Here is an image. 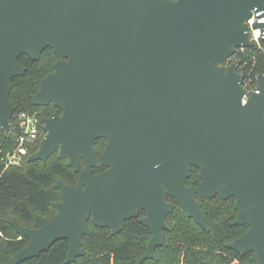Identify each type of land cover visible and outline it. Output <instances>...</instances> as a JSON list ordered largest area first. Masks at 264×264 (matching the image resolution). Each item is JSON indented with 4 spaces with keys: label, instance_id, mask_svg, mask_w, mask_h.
Returning <instances> with one entry per match:
<instances>
[{
    "label": "water",
    "instance_id": "95a60500",
    "mask_svg": "<svg viewBox=\"0 0 264 264\" xmlns=\"http://www.w3.org/2000/svg\"><path fill=\"white\" fill-rule=\"evenodd\" d=\"M258 13L264 0H0V130L14 132L12 80L26 74L19 59L52 49L58 60L32 101L61 114L44 120L28 161L58 153L79 173L75 185L57 181L51 219L14 223L28 244L4 264L62 240L70 249L61 264H73L93 235L89 222L117 235L141 211L151 238L137 264L157 261L176 205L209 232L198 196L235 200L232 226L249 230L226 247L264 264V71L249 93L240 62L228 64L255 47L247 22ZM192 167L196 186L187 185Z\"/></svg>",
    "mask_w": 264,
    "mask_h": 264
},
{
    "label": "trees",
    "instance_id": "16d2710c",
    "mask_svg": "<svg viewBox=\"0 0 264 264\" xmlns=\"http://www.w3.org/2000/svg\"><path fill=\"white\" fill-rule=\"evenodd\" d=\"M236 59L241 62L244 73V84L249 90L255 86L256 77L264 71V53L258 48L238 52ZM58 60L52 49L44 51L39 61L22 56L19 63L26 69V74L12 80L10 98L17 106L13 124L17 126V115L22 112L37 113L42 122L61 110L50 106H35L32 97L38 92L39 84L53 69ZM246 64V65H245ZM15 134L7 138L0 130V144L6 150L15 145ZM107 141L99 139L95 148L101 155ZM33 149L20 167L4 170L0 162V264L10 260L14 254L23 249L28 240L16 233L14 223L26 228H38V218L51 219L56 210L54 203L61 200L60 190L56 183L61 180L67 185L78 182L79 173L67 166V160H60L57 153L42 161L29 162L28 158L38 151ZM84 167L82 162L81 168ZM104 168L94 169L99 174ZM199 170L192 167L187 185L199 184ZM198 199L202 203L209 232L198 226L193 219L179 207L168 216V230L165 232V243L156 251L157 261L148 260L144 264H258L254 254L241 257L227 249L225 245L242 235L248 227H231L237 212L235 200H224L216 197L212 200ZM169 201H173L168 197ZM89 226L92 236H83L84 255L73 264H137L147 248L151 237L150 231L139 224L137 219L126 222L123 232L112 235L107 228ZM70 249L68 240L58 241L48 252L39 258L22 264H61L65 261Z\"/></svg>",
    "mask_w": 264,
    "mask_h": 264
},
{
    "label": "built area",
    "instance_id": "2783aa9c",
    "mask_svg": "<svg viewBox=\"0 0 264 264\" xmlns=\"http://www.w3.org/2000/svg\"><path fill=\"white\" fill-rule=\"evenodd\" d=\"M263 13L253 14L252 18L248 20V25L251 30V41L255 44V47L264 53V28H256V24H264V18L261 17ZM246 49H239L235 55L229 60L228 64L231 65L235 62H239L236 59V54L244 52ZM246 65V64H245ZM241 71V62H240ZM248 89V87L245 85ZM249 93L251 90H249ZM248 97L245 98V100ZM15 145L9 150H6L2 144H0V162L4 165V170L20 167L25 159L29 156L30 152L36 147H40L41 141L45 136L43 130V122L41 121L37 113L22 112L17 115V126L14 127Z\"/></svg>",
    "mask_w": 264,
    "mask_h": 264
},
{
    "label": "flooded vegetation",
    "instance_id": "af4514ba",
    "mask_svg": "<svg viewBox=\"0 0 264 264\" xmlns=\"http://www.w3.org/2000/svg\"><path fill=\"white\" fill-rule=\"evenodd\" d=\"M58 113V112H57ZM56 114V113H55ZM58 114H61V113H58ZM192 171V170H191ZM198 176H199V174H198ZM200 182V181H199ZM188 186H193V185H188ZM196 186V185H195ZM199 197V196H198ZM171 198V197H170ZM199 198H201V197H199ZM173 199V198H172ZM203 199V198H202ZM167 200H168V197H167ZM199 200V199H198ZM168 202H170V203H174V199H173V201L171 202V201H169L168 200ZM176 207H179V206H177L176 205ZM176 207H175V209H176ZM180 208V207H179ZM174 209V210H175ZM237 212V211H236ZM171 215V214H170ZM187 215V214H186ZM169 216V215H168ZM168 216H167V218H168ZM145 217V213L144 212H140V214H139V217L137 218V220H138V222H139V220L140 219H142V218H144ZM236 217H237V215H236ZM236 217H235V219H236ZM167 218H166V223H167ZM235 219L230 223V226L231 227H238V226H232V223L235 221ZM139 224H140V222H139ZM143 226V225H142ZM199 226V225H198ZM144 227V226H143ZM239 227H248V226H239ZM146 228V227H145ZM148 229V228H147ZM149 230V229H148ZM168 230V229H167ZM167 230H165V232L167 231ZM248 230H249V228H248ZM248 230L246 231V232H244L242 235H240V236H238V237H235V239L233 240V241H231V242H229V243H232V242H234L236 239H238V238H240V237H242L244 234H246L247 232H248ZM150 231V230H149ZM165 232H164V234H165ZM150 234H151V232H150ZM151 238V237H150ZM150 240V239H149ZM149 243V242H148ZM164 243H165V241H164ZM229 243H227V244H229ZM226 244V245H227ZM226 245H225V247H226ZM148 246V245H147ZM227 248V247H226ZM147 249V248H146ZM228 249V248H227ZM230 250V249H229ZM157 251V250H156ZM231 251H233V250H231ZM146 252V251H145ZM233 252H235V253H237L238 255H240L238 252H236V251H233ZM249 254H254V253H249ZM249 254H246V255H249ZM246 255H244V256H246ZM143 256V255H142ZM241 257H244V256H242V255H240ZM254 256H255V254H254ZM256 258V257H255ZM257 260V259H256ZM207 261V260H206ZM238 263V260L237 259H235L234 261H233V263L232 264H237ZM258 263V262H257Z\"/></svg>",
    "mask_w": 264,
    "mask_h": 264
},
{
    "label": "rangeland",
    "instance_id": "374dc122",
    "mask_svg": "<svg viewBox=\"0 0 264 264\" xmlns=\"http://www.w3.org/2000/svg\"><path fill=\"white\" fill-rule=\"evenodd\" d=\"M57 155V157H58V153L56 154ZM146 251V250H145Z\"/></svg>",
    "mask_w": 264,
    "mask_h": 264
}]
</instances>
